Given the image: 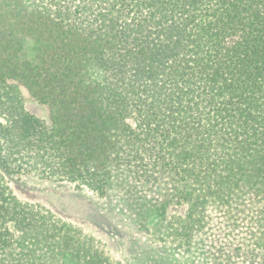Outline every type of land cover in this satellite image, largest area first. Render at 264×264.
Returning <instances> with one entry per match:
<instances>
[{"label": "trees", "instance_id": "trees-1", "mask_svg": "<svg viewBox=\"0 0 264 264\" xmlns=\"http://www.w3.org/2000/svg\"><path fill=\"white\" fill-rule=\"evenodd\" d=\"M13 181L142 192L177 248L264 264V0H0V264H114Z\"/></svg>", "mask_w": 264, "mask_h": 264}, {"label": "rangeland", "instance_id": "rangeland-1", "mask_svg": "<svg viewBox=\"0 0 264 264\" xmlns=\"http://www.w3.org/2000/svg\"><path fill=\"white\" fill-rule=\"evenodd\" d=\"M26 110L48 120V110L21 89ZM19 199L40 204L70 223L98 233L107 243L114 264H205L207 242L197 239L190 251L167 237V218L158 216L153 198L138 191H114L103 198L71 186L10 182ZM183 214V210L177 211ZM176 213L175 208L168 215Z\"/></svg>", "mask_w": 264, "mask_h": 264}]
</instances>
